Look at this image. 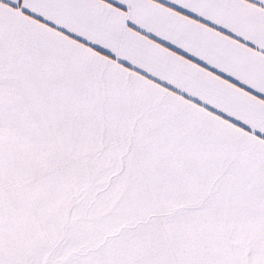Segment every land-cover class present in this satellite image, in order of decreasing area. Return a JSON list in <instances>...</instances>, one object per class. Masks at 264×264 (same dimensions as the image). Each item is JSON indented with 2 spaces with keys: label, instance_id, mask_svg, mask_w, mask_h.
Masks as SVG:
<instances>
[{
  "label": "snow or ice",
  "instance_id": "1",
  "mask_svg": "<svg viewBox=\"0 0 264 264\" xmlns=\"http://www.w3.org/2000/svg\"><path fill=\"white\" fill-rule=\"evenodd\" d=\"M0 264H264V0H0Z\"/></svg>",
  "mask_w": 264,
  "mask_h": 264
}]
</instances>
